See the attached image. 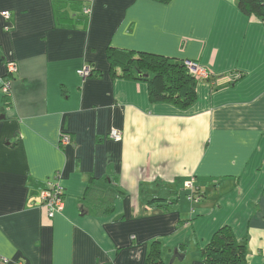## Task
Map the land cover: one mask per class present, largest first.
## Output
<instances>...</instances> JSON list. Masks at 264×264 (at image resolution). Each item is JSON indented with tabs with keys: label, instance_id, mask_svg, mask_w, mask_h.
I'll list each match as a JSON object with an SVG mask.
<instances>
[{
	"label": "crops",
	"instance_id": "0c3cea01",
	"mask_svg": "<svg viewBox=\"0 0 264 264\" xmlns=\"http://www.w3.org/2000/svg\"><path fill=\"white\" fill-rule=\"evenodd\" d=\"M68 2L88 5L85 25L65 24ZM108 46L209 77L187 108L154 102L147 81L109 70ZM2 114L0 264H204L224 225L264 264V21L237 0H0ZM55 175L64 206L48 217L39 193ZM89 185L111 193L109 216L83 200Z\"/></svg>",
	"mask_w": 264,
	"mask_h": 264
},
{
	"label": "trees",
	"instance_id": "16d2710c",
	"mask_svg": "<svg viewBox=\"0 0 264 264\" xmlns=\"http://www.w3.org/2000/svg\"><path fill=\"white\" fill-rule=\"evenodd\" d=\"M157 1L167 3L169 0ZM69 4H76L78 12L74 17H64L65 24L68 26L85 25L89 17V12L85 11L89 10L88 5L78 2H68L67 5ZM237 6L245 15H254L264 21V0H237ZM54 11L57 12V16L63 12L57 8ZM106 59L111 72L115 73V70H119L123 77L147 81L151 101L170 102L177 107L187 108L196 99L197 79L190 74L184 61L157 53L115 49L111 46L106 48ZM89 67L91 71L88 76H91L94 70L90 65ZM138 71L147 76L139 77ZM2 101L5 105L10 104L8 93H3ZM110 194L103 188L89 185L83 200L96 207L98 216L105 217L114 210V206L108 200H103L104 196L107 197ZM246 253V244L238 243L231 228L224 225L214 232L208 244L202 249L201 256L204 264H248L245 259Z\"/></svg>",
	"mask_w": 264,
	"mask_h": 264
},
{
	"label": "built area",
	"instance_id": "2783aa9c",
	"mask_svg": "<svg viewBox=\"0 0 264 264\" xmlns=\"http://www.w3.org/2000/svg\"><path fill=\"white\" fill-rule=\"evenodd\" d=\"M85 11L89 12L88 9H86ZM5 17H8V15L5 14ZM184 64L190 74H192L197 80L207 79L209 77L208 71L197 61L185 60ZM5 69L7 76H10L16 71V64L13 61H7L5 63ZM90 71L91 69L89 66H83L82 68L77 70V74L80 77L85 78L88 77ZM2 89L3 93H9V79H7L6 77L2 84ZM109 137L114 141H119L121 139V132L117 129H112L109 132ZM69 140V135L66 133H62L60 135L59 143L62 145H66L69 143ZM185 184L186 188L192 189V185H190V182H186ZM63 194V188L59 183L57 175H55L53 179L48 180L45 187L40 191V204L45 208L48 217H52L54 213L62 210L64 206ZM188 198L190 200H194L191 191L188 194Z\"/></svg>",
	"mask_w": 264,
	"mask_h": 264
},
{
	"label": "rangeland",
	"instance_id": "374dc122",
	"mask_svg": "<svg viewBox=\"0 0 264 264\" xmlns=\"http://www.w3.org/2000/svg\"><path fill=\"white\" fill-rule=\"evenodd\" d=\"M200 80H201V79H200ZM185 188H186V187H185ZM184 193H185V192L183 191L182 196H183V197H186L185 199H187V194L184 195ZM105 199H106V198H105ZM188 246H189V247H194V241H193V239H190V240L188 241Z\"/></svg>",
	"mask_w": 264,
	"mask_h": 264
},
{
	"label": "water",
	"instance_id": "95a60500",
	"mask_svg": "<svg viewBox=\"0 0 264 264\" xmlns=\"http://www.w3.org/2000/svg\"><path fill=\"white\" fill-rule=\"evenodd\" d=\"M138 74H139V77H146L147 76V74H145V73H142L141 71H138ZM4 117V115L2 114V115H0V119L1 118H3ZM175 254L177 255L178 254V252L177 251H175Z\"/></svg>",
	"mask_w": 264,
	"mask_h": 264
}]
</instances>
